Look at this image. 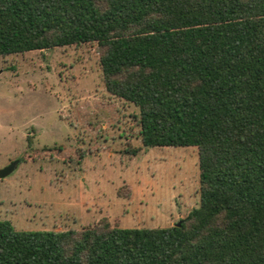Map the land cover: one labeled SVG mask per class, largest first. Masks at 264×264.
<instances>
[{"label":"trees","instance_id":"obj_1","mask_svg":"<svg viewBox=\"0 0 264 264\" xmlns=\"http://www.w3.org/2000/svg\"><path fill=\"white\" fill-rule=\"evenodd\" d=\"M81 43L144 146H196L199 203L168 227L0 221V264H264V0H0V56Z\"/></svg>","mask_w":264,"mask_h":264},{"label":"rangeland","instance_id":"obj_2","mask_svg":"<svg viewBox=\"0 0 264 264\" xmlns=\"http://www.w3.org/2000/svg\"><path fill=\"white\" fill-rule=\"evenodd\" d=\"M101 50L0 56V169L18 161L0 178V221L14 230L168 227L199 203L196 146L142 144L138 107L105 89ZM57 147L83 155L71 166Z\"/></svg>","mask_w":264,"mask_h":264},{"label":"water","instance_id":"obj_3","mask_svg":"<svg viewBox=\"0 0 264 264\" xmlns=\"http://www.w3.org/2000/svg\"><path fill=\"white\" fill-rule=\"evenodd\" d=\"M18 161L15 160L8 164L7 166L0 169V178L6 177L9 175L16 167H17ZM177 226L180 225V221L176 223Z\"/></svg>","mask_w":264,"mask_h":264}]
</instances>
